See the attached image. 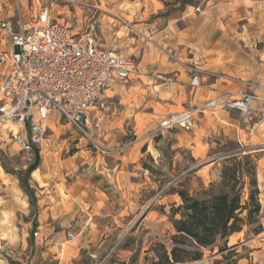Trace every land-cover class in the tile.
<instances>
[{
    "label": "rangeland",
    "instance_id": "rangeland-1",
    "mask_svg": "<svg viewBox=\"0 0 264 264\" xmlns=\"http://www.w3.org/2000/svg\"><path fill=\"white\" fill-rule=\"evenodd\" d=\"M184 1L95 0L101 12L96 17L102 36L110 38L116 31L122 52L136 61L132 79L106 92L111 109L101 114L103 137L99 141L104 147L91 145L58 114L50 117L49 141L37 150L39 166L27 177L31 195L23 180L36 152L30 155L20 150L3 130L0 222L16 224L19 219L35 232L50 227L61 235L56 254L50 253L40 264H150L155 257L150 249L158 242L171 245L176 233L173 219L180 214L173 211L183 203L178 191L198 196L212 182L220 181L224 159L236 151L256 158L262 211L258 222L244 225L228 238V246L237 248L239 256L233 258H241L239 264H264V101L244 116L221 108L208 109L195 113L191 129H166L161 123L169 114L200 105L166 96L170 85L164 84L163 77H170L173 83L179 70L152 72L155 81L141 83L139 64L150 52L166 62L179 63L190 79L186 68L193 62L190 46L175 47L173 35L185 25L181 16L186 8L191 5L199 12L203 0H192L194 4L188 5H183ZM14 11L16 15V8ZM86 13V9H78L77 19L67 15L66 20L81 24L86 22ZM119 18L141 23L134 26L148 37L129 32ZM146 24H152L151 29L146 30ZM7 44L0 35V50ZM254 47L263 53L264 60V42ZM189 81L187 91L191 92ZM68 232L73 233L72 239ZM31 243L23 260L16 246L8 243L0 248V257L10 264L26 262ZM203 251V262L223 260L218 246L214 251Z\"/></svg>",
    "mask_w": 264,
    "mask_h": 264
},
{
    "label": "built area",
    "instance_id": "built-area-1",
    "mask_svg": "<svg viewBox=\"0 0 264 264\" xmlns=\"http://www.w3.org/2000/svg\"><path fill=\"white\" fill-rule=\"evenodd\" d=\"M15 8V20H0V35L8 42L0 50V144L5 130L8 139L32 155L49 141L47 121L58 114L91 145L104 147L99 141L103 137L101 114L111 109L106 92L132 79L134 57L122 52L116 34L110 42L104 39L95 0H15ZM78 9L87 10L86 22L66 20L65 14L77 19ZM119 20L129 32L148 37L132 22ZM151 27L146 24L145 29ZM189 71L193 88L202 86L204 76H217L195 65H189ZM163 79L165 85L172 82L170 77ZM259 100V95L245 91L222 93L195 110L169 114L161 127L191 129L195 113L208 109L244 116ZM68 237L72 239L73 233L68 232Z\"/></svg>",
    "mask_w": 264,
    "mask_h": 264
},
{
    "label": "crops",
    "instance_id": "crops-1",
    "mask_svg": "<svg viewBox=\"0 0 264 264\" xmlns=\"http://www.w3.org/2000/svg\"><path fill=\"white\" fill-rule=\"evenodd\" d=\"M189 7L181 16L186 21L185 25L175 29L174 45H189L193 55V62L189 65L214 72L217 76H204L202 86L188 92L187 81L190 79L182 70L183 66L166 62L158 54L150 52L143 55L139 64V75L143 78L141 83L154 82L156 73L179 70L178 80L171 83L165 92L167 97L172 95L176 101L189 99L193 104L202 105L222 93L245 91L259 95L261 100L256 104L262 103L264 60L263 53L254 44L264 42V0H203L199 12L194 11V6ZM14 8V0H0V20L14 18ZM140 25L135 24L136 27ZM111 26L117 27V23ZM115 34L116 31L110 38ZM110 38L104 37L107 42H110ZM186 68L189 71V66ZM152 72L154 75H151ZM31 229L28 224H21L19 219L16 224L0 222V248L5 243L15 245L23 260V253L32 242L26 262L16 264H40L48 259L50 253L56 254L61 235L53 233L50 227L37 228L36 232ZM0 264L10 263L0 257Z\"/></svg>",
    "mask_w": 264,
    "mask_h": 264
},
{
    "label": "trees",
    "instance_id": "trees-1",
    "mask_svg": "<svg viewBox=\"0 0 264 264\" xmlns=\"http://www.w3.org/2000/svg\"><path fill=\"white\" fill-rule=\"evenodd\" d=\"M188 4L194 2H183V5ZM39 163L36 151V159L23 180L31 195L27 177L38 168ZM257 172L254 155H242L236 151L224 159L220 181L212 182L198 196L179 190L183 203L173 211L175 215L180 214L179 218L173 219L176 233L171 237V245L158 242L150 249L155 253L150 264H210L203 262V249L214 251L216 246L223 260H216L214 264H239L241 258H233L239 256V252L237 248L228 246V238L241 231L244 225L259 221L262 204ZM255 231H261V224Z\"/></svg>",
    "mask_w": 264,
    "mask_h": 264
}]
</instances>
